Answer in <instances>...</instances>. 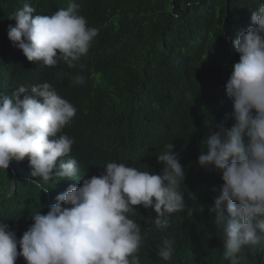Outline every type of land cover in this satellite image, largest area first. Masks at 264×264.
<instances>
[{
    "label": "trees",
    "instance_id": "16d2710c",
    "mask_svg": "<svg viewBox=\"0 0 264 264\" xmlns=\"http://www.w3.org/2000/svg\"><path fill=\"white\" fill-rule=\"evenodd\" d=\"M24 2L0 0V95L49 82L76 107L63 129L75 142L61 159L77 161L79 178L54 176L41 192L30 182L35 178L28 159L12 160L7 170L0 169V220L19 239L32 213L46 214L70 184L78 187L83 178L99 176L109 162L159 174L163 165L156 156L173 143L185 171V210L173 213L161 231L145 222L155 216L153 209L134 206L129 218L141 227V264H230L208 211L218 195L211 189L223 183L222 174L199 167L197 160L206 134L233 110L225 84L239 54L231 39L247 30L252 11L264 0H73L98 35L71 68L28 61L9 40L8 26L15 25L9 18ZM27 2L34 15H51L70 0ZM77 75L83 84L72 83ZM164 238L175 241L167 262L157 256ZM16 264L26 262L20 257ZM239 264H264V240L246 247Z\"/></svg>",
    "mask_w": 264,
    "mask_h": 264
},
{
    "label": "clouds",
    "instance_id": "9594fccd",
    "mask_svg": "<svg viewBox=\"0 0 264 264\" xmlns=\"http://www.w3.org/2000/svg\"><path fill=\"white\" fill-rule=\"evenodd\" d=\"M78 9L70 0L66 9L34 15L26 0L9 18L15 25L8 26V38L28 61L75 67L98 35ZM231 43L239 54L225 84L233 110L206 134L197 163L222 174L223 183L211 189L218 195L208 211L223 240L224 260L239 264L246 247L264 240V2ZM57 76L63 78L62 73ZM72 83L84 81L77 75ZM76 112L49 82L34 85L30 92L21 86L0 95V169L27 158L35 178L30 182L41 192L48 191L44 184L54 176L58 181L78 179L77 161L61 159L75 142L63 129ZM173 149L167 143L156 156L163 165L159 174L109 162L99 176L83 178L78 187L70 184L46 214L32 213L33 222L19 239L0 220V264H16L20 257L26 264H141V227L129 218L134 206L153 209L155 216L145 222L161 231L169 227L173 213L185 210V171ZM174 244L164 238L158 258L170 261Z\"/></svg>",
    "mask_w": 264,
    "mask_h": 264
}]
</instances>
